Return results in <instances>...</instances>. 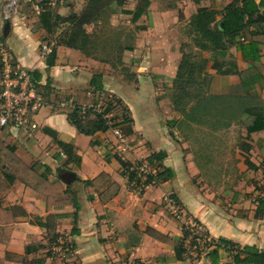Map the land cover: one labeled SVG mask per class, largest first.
<instances>
[{
  "label": "crops",
  "instance_id": "crops-1",
  "mask_svg": "<svg viewBox=\"0 0 264 264\" xmlns=\"http://www.w3.org/2000/svg\"><path fill=\"white\" fill-rule=\"evenodd\" d=\"M88 2L54 0L36 32L20 16L7 35L14 60L38 70L37 88L50 92L40 90L45 104L34 129L0 127V264H264L243 249L264 252V128L249 133L240 176L212 179L187 150L171 99L184 25L199 9L212 10L219 43L203 54L207 94L242 104L246 131L257 116L251 109L264 121V0ZM106 4L114 11L105 39L122 43V51L99 44L96 19ZM86 10L96 19L82 25L84 49L58 43L72 25L66 18ZM44 31L49 38L41 42ZM44 42L54 45L53 63L40 57ZM50 95H63L64 103ZM103 95L121 99L130 121L110 111L109 122L119 123L82 132L70 112L102 110ZM119 157L152 165L142 192ZM193 220L212 238L205 251L189 245Z\"/></svg>",
  "mask_w": 264,
  "mask_h": 264
},
{
  "label": "rangeland",
  "instance_id": "rangeland-1",
  "mask_svg": "<svg viewBox=\"0 0 264 264\" xmlns=\"http://www.w3.org/2000/svg\"><path fill=\"white\" fill-rule=\"evenodd\" d=\"M50 2L51 0H17L14 6L9 7L10 15L6 16L3 5L8 3V0H0V64L2 53L15 59L12 50L14 42L11 44L7 35L14 26L16 18L25 17L28 20L27 27L36 32L41 27L40 22H43L44 12L50 9ZM111 11L114 10L106 4L96 19L98 21L95 32H100L104 36V39L99 42L102 49L110 47V49L122 51V43L119 45L118 42L105 39L112 32L109 26ZM53 29L56 31V24ZM26 31H28L26 28L19 30L20 33ZM183 32L181 48L192 64V68L189 69V74L180 82L178 88L171 90L174 108L180 116L178 129L183 142L187 144V150L197 157L207 176H211L212 179L223 175L235 178L239 175L237 162L241 160V156L247 157L246 152L249 149V133L241 117L244 106L230 99L213 98L207 94L202 70L205 66L203 54L208 49L201 45L206 41L200 38L191 22L184 25ZM39 37L41 42L49 38L46 31ZM23 44L28 48L32 46L31 41H24ZM41 45L42 43H38V51ZM40 90L42 93L50 92L45 88ZM40 90L38 89L39 92ZM63 97V95L49 96L59 103H64ZM102 100L111 103L110 107L114 116L123 114L122 107L115 102L114 97L103 95ZM79 118L85 119L84 116Z\"/></svg>",
  "mask_w": 264,
  "mask_h": 264
},
{
  "label": "built area",
  "instance_id": "built-area-1",
  "mask_svg": "<svg viewBox=\"0 0 264 264\" xmlns=\"http://www.w3.org/2000/svg\"><path fill=\"white\" fill-rule=\"evenodd\" d=\"M17 0H8L4 5L6 16L10 15V8ZM53 1L51 3L53 4ZM54 45L44 42L41 45L40 57L46 60ZM45 104V99L38 91L35 81L28 69L21 67L14 59L2 53L0 64V127H15L19 129H34V116L37 110ZM118 132V130H116ZM262 172L264 178V157L262 158ZM131 184L142 192L153 173L152 165L145 160L130 165ZM259 195H264V180ZM189 245L193 250L205 251L212 238L205 228L197 221H191L189 227Z\"/></svg>",
  "mask_w": 264,
  "mask_h": 264
},
{
  "label": "trees",
  "instance_id": "trees-1",
  "mask_svg": "<svg viewBox=\"0 0 264 264\" xmlns=\"http://www.w3.org/2000/svg\"><path fill=\"white\" fill-rule=\"evenodd\" d=\"M108 0H89V7H93L96 8V5H103L104 2H106ZM197 1V0H195ZM145 4H147V2H145ZM88 10V9H87ZM87 10L81 14V15H77V14H71L69 15L66 19H68L67 21L71 22V27L69 28V30L65 31V33L60 36V39L58 41V43H63V44H67L69 46H74L80 49H84V47L86 46L87 43V38H84V29L82 27V25L84 23H87L88 21L92 20V19H96L95 16H91L89 14H87ZM143 12V9H137L134 14H133V18H137L141 13ZM212 10H207V9H199V11L197 12V14H195L193 16V18L191 19V24L194 26L195 30L198 32L200 38L205 39L206 42H204V44H201L202 46H205L207 49H210V47L212 45H216L219 43V41L217 40V34L218 31L212 29L209 26V22L211 21L212 18ZM51 13L50 11L46 10L44 12V17H50ZM43 17V18H44ZM57 18L59 16H56ZM61 19V18H60ZM6 30L4 29V32ZM210 41H209V40ZM208 40V41H207ZM181 59L179 61V65L177 68V73L175 76V79L173 81V86L172 88H178V86L180 85V82L187 77V75L189 74V69L192 68V64L188 61V58L186 57L185 52L182 50L181 48ZM53 56H54V48L52 50V52L49 54V56L47 57L46 61L50 64L53 63ZM204 67V66H203ZM32 79L35 80H39L41 78V73L36 70V69H28ZM181 88V87H180ZM210 96V95H209ZM115 99V102L122 107V111L123 114L121 116H113L112 119L118 118L120 119L119 122H129L130 118H128V116H126L125 112H126V107L123 105V102L121 101V99H119L116 96H113ZM211 97V96H210ZM110 102H108V104L102 109V110H98L94 107H89V108H85L82 109L80 107H75L73 108V110L70 112L69 114V119L71 120V122L73 124H75L77 126V128L79 130H81L84 133H91L94 132L96 130H105L110 126H113L116 123L119 122H113L110 123L109 122V118H108V113L111 111V107H110ZM251 112H256V118L254 120V122L247 128L248 133H250L251 131H255L257 129H261L264 128V121L263 118L259 117L260 116V111L256 109H251ZM83 113V115H82ZM79 116H84L85 119L81 120L79 118ZM259 117V118H258ZM130 127H126L125 131L128 132L130 131ZM59 144L63 147L66 146V144H63L62 142H59ZM163 155L162 152H158L155 153L154 156H156L157 158H160ZM119 160L121 162V164L128 168L131 164L128 161L123 160L121 157H119ZM247 164L249 163L248 160L246 159ZM220 242L223 243L224 245L228 246V248L233 252H234V245L230 242H228L225 239H220ZM245 251H249L251 250V252L255 255V260H264V252L263 253H259L258 250L255 249H251L248 247H244L243 248ZM247 251V252H248ZM234 259L237 260V254L234 255Z\"/></svg>",
  "mask_w": 264,
  "mask_h": 264
}]
</instances>
